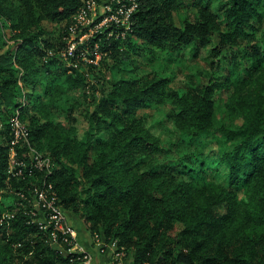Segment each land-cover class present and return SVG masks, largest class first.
<instances>
[{
  "label": "trees",
  "instance_id": "obj_1",
  "mask_svg": "<svg viewBox=\"0 0 264 264\" xmlns=\"http://www.w3.org/2000/svg\"><path fill=\"white\" fill-rule=\"evenodd\" d=\"M138 2L124 37L107 25L67 59L60 50L85 0H0V264H85L33 214L48 213L39 191L49 183L56 203L114 241L126 264H264V0ZM184 7L195 13L178 24L174 12ZM45 21L66 23L58 41L45 36ZM195 43L213 56L201 84L175 89L137 66L126 75L134 53ZM83 47L92 58L97 47L99 62L79 57ZM236 81L224 118L214 92ZM77 93L94 102L83 121ZM164 104L171 110L161 117L138 114ZM16 111L29 139L12 145ZM11 148L21 174L9 172ZM32 148L51 172L35 166Z\"/></svg>",
  "mask_w": 264,
  "mask_h": 264
},
{
  "label": "rangeland",
  "instance_id": "obj_2",
  "mask_svg": "<svg viewBox=\"0 0 264 264\" xmlns=\"http://www.w3.org/2000/svg\"><path fill=\"white\" fill-rule=\"evenodd\" d=\"M108 8L106 5H98L96 9H86L82 14H76L73 18L75 21H81L82 23H91L93 20L97 19L100 15L107 14ZM190 11L195 13L194 7H184L174 12L175 20L178 24H181L182 15ZM2 21V19H1ZM74 23V22H73ZM65 22H51L45 21L44 25L47 28L48 32L45 34L53 43L58 41L62 32H64ZM104 25L102 24H98ZM2 29L4 32L5 39L9 43L14 42L12 35L14 31L9 23L3 22ZM81 33V30H78V33L73 34L72 38H76L78 34ZM262 30H260L257 36L261 35ZM85 37V36H84ZM209 47H200L198 43L193 44L187 48L178 50V51H161L157 50L155 55H150L145 52L134 53L133 58L135 63H129V71H127V76L133 75V68L137 66V72L140 76L149 74L151 76L155 73L168 76L170 85L175 89L187 88L191 84H201L202 81H207L209 78V73L212 72L213 67L211 66L212 54ZM246 62V61H245ZM249 64V61L245 63ZM107 71V77L109 78V72ZM224 72H219V76H224ZM237 85L236 82H232L228 86H220L214 92V98L216 102V109L218 115H221L224 118H228L230 110L227 109L225 103L229 92ZM99 94V93H98ZM92 97L89 95L83 96L81 93H77L76 97L73 98L75 105V112L77 118L81 121L84 119V114L89 109H93ZM171 106L169 104H164L161 106L153 107H143L138 110L139 115L149 114L150 118L161 117L163 114L170 112ZM234 114H232L228 121L232 120ZM170 124V123H169ZM168 124V126H169ZM164 132H161L159 129L156 131L163 137V140L166 138L165 128H161ZM211 141V140H210ZM221 142H217L216 146L221 145ZM70 225L75 229L77 238L80 243L84 244L94 255L95 262L97 264H110L111 262V252L112 246H105V242L100 237L92 234L87 223L80 218H73L71 214L66 212ZM97 238H100L101 242L98 243Z\"/></svg>",
  "mask_w": 264,
  "mask_h": 264
},
{
  "label": "built area",
  "instance_id": "obj_3",
  "mask_svg": "<svg viewBox=\"0 0 264 264\" xmlns=\"http://www.w3.org/2000/svg\"><path fill=\"white\" fill-rule=\"evenodd\" d=\"M118 3L119 5L117 8H114L109 3L101 4L106 5L108 11L107 14L100 15L97 19H99L101 16L103 17L98 21L95 19V21L93 20L91 23L87 24L82 23L81 21H76V19L75 22L70 26V36L66 37L68 47L60 50V54L67 59L70 56L76 55L79 44L85 42V40L92 33L104 28L107 25L115 24L116 27L112 30L111 34H114L119 30L117 34L124 37L127 30H129L131 27V16L138 8L139 2L138 0H118ZM98 5H100V3L97 0H85L83 7L78 13L82 14L86 11V9H96ZM99 23H104V25L99 26ZM85 27H89V32H83ZM78 30H81V33H79L76 38H72L73 34L78 33ZM94 51L96 53L95 58H92L90 56L91 52L83 47L78 56L84 60L97 63L101 59L102 53L97 49V47H95ZM67 64L77 66L79 64V60L73 61L69 59L67 60ZM10 122L13 132L12 145L17 144L21 140L28 141L29 131L24 122L21 120L19 111H16ZM32 152L35 159V166H45L48 168V172H51L50 160L43 157L42 154L37 152L34 148H32ZM20 165H23V163L16 158L14 148H11L9 172L13 175L21 174L22 168ZM52 188V183H49L47 189L39 191V199L43 207L49 210L48 213H45L44 211H39V213L36 211L33 212L34 215H39L38 223L40 224V227L43 229L52 227L53 231L51 232V237L53 238L57 237L58 232L63 233L65 235L64 240L70 245L68 252L77 254L78 259L82 260L85 264H97L95 262L93 253L84 244L79 242L75 229L69 223L66 211L56 203V195L55 192L51 190ZM100 240V238H97L98 243L101 242ZM104 242L105 246H112L110 264H126L125 251L123 249H118L114 241L106 242L104 240Z\"/></svg>",
  "mask_w": 264,
  "mask_h": 264
}]
</instances>
